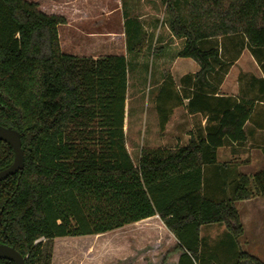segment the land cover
Returning <instances> with one entry per match:
<instances>
[{
    "label": "trees",
    "instance_id": "16d2710c",
    "mask_svg": "<svg viewBox=\"0 0 264 264\" xmlns=\"http://www.w3.org/2000/svg\"><path fill=\"white\" fill-rule=\"evenodd\" d=\"M162 1L170 32L183 39L177 56L191 58L199 70L181 77L180 93L165 75L155 98L159 129L184 99L190 111L215 110L210 119L217 124L171 151L143 148L134 164L124 132L127 58L63 52L64 16L31 0H0V125L20 132L24 155L23 169L0 181V243L13 246L25 264L40 263L43 240L50 242L47 264H78L90 242L78 252L60 243L92 235L112 236L106 249L97 248L101 264H131L136 249L166 238L156 220L143 222L154 215L175 237L156 253L159 263L177 254L176 264H203L199 227L223 222L236 239L243 226L234 202L264 195V171L237 174L223 185L225 199L209 195L206 176L210 166H222L216 149L243 138L249 114L241 102L209 95L217 89L210 77L218 81L228 65L216 39L241 35L245 44L235 45L237 51L246 47L264 70V0ZM123 29L126 52L138 54L142 24L125 14ZM13 158L0 139V170ZM149 251L144 264L153 260ZM0 264L14 262L0 257ZM231 264L264 262L239 251Z\"/></svg>",
    "mask_w": 264,
    "mask_h": 264
},
{
    "label": "crops",
    "instance_id": "0c3cea01",
    "mask_svg": "<svg viewBox=\"0 0 264 264\" xmlns=\"http://www.w3.org/2000/svg\"><path fill=\"white\" fill-rule=\"evenodd\" d=\"M31 1L37 2L38 5L40 4L39 9L45 13L59 14L55 11L51 12L50 9H46L44 5L41 4V0ZM124 1L126 5L128 4L126 7L127 9H125V14H128V7L131 6L130 3L133 0ZM128 1H130V3H128ZM140 2L144 8H147L149 1L140 0ZM137 18L140 19L141 16ZM176 39L181 41L183 45L182 38ZM182 45L178 51L182 48ZM110 54L123 55L127 58L126 52L106 53L104 55ZM184 59H186L184 61L188 64L189 70L178 69L176 72H179L178 74L180 75H178L177 81L173 72L171 75L173 76V80L177 83V90L179 93L182 88L180 85L181 77L185 74H195L199 70V66L194 60L191 58ZM220 59L228 64L227 70L221 73L217 79L218 81L210 77V82L216 84L217 89L214 94L209 93V95H213L214 97H230L236 103L241 102L245 107L249 108L248 118L243 126V138L239 141H232L229 139L223 146L218 147L216 149V159L217 163L222 166H210L206 171L208 179L207 191L209 195L216 199H225L229 189L225 190V186L223 185L235 179L237 174L252 175L258 171H264V88L262 86L264 81V70L262 69L261 63L256 60L246 47L235 55L221 53ZM179 60L180 59H178L177 62H179ZM165 61L166 59L163 53H161L156 61H152L151 87L155 89V91L152 94L150 111L146 115L148 121L145 124H148L149 128L144 133L146 148L150 149H164L167 148L170 142L176 144L178 141H184L179 147L184 146L191 136L202 137L206 134L207 127L217 124V120L210 119V117L216 114L215 110H208L206 112H202L201 110L190 111L187 108V99H184L181 104L172 107L164 129H159L158 115L155 109V98L163 78L165 77L162 75V68L166 65ZM135 67L137 71V64H135ZM129 83L128 67L124 132L125 125L131 122L132 116H134L133 123L130 125L135 127L141 124L142 119L141 106L138 105L134 108L129 106ZM136 85L137 96L141 93V88L138 86L139 81L134 83L135 87ZM128 152L131 156L130 151ZM138 159L139 156L137 161L134 162L132 158L134 164L138 162ZM234 205L239 213L240 221L243 226V233L238 238L234 239L230 236L227 226L223 222L201 225L199 227V237L201 240L199 253L201 254L203 264H215V262L226 263V261L228 264H231L235 261L236 254L239 251L247 252L264 262L263 259L252 254L256 251L259 252L260 249H264V195H250L248 198L235 201ZM153 219L157 221L160 228L166 231V238L156 240L152 245L146 246V249L143 251L138 252L136 249V251L128 257L131 260V264H144L147 258L146 256L148 255L146 252L149 250L153 251V253L150 254V257L153 258L150 264H160L159 260L161 256L158 259L156 253L160 252L162 255L164 248L167 249V246L168 248L171 247V244L166 242L168 238L175 240L174 235L166 230L158 215L147 218L143 220V222ZM254 220L256 228L252 227L254 226ZM177 258V254H173L163 264H176Z\"/></svg>",
    "mask_w": 264,
    "mask_h": 264
},
{
    "label": "rangeland",
    "instance_id": "374dc122",
    "mask_svg": "<svg viewBox=\"0 0 264 264\" xmlns=\"http://www.w3.org/2000/svg\"><path fill=\"white\" fill-rule=\"evenodd\" d=\"M147 1H149L147 8L141 5L140 0H133L131 3L128 1L131 5L128 7V14L136 18L141 16L140 19H137L143 24L142 26L145 32V39L141 51L138 54H130L126 52L125 48L123 23L125 9H127L128 4L126 5L124 0H41V4L46 9H50L51 12L55 11L66 19L64 24L58 25L59 42L63 52L78 56L94 57L106 53L126 52L129 62L130 79L128 103L132 108L140 105L142 110L140 125L137 127L130 125L133 123L134 116L132 114L131 122L125 125L126 147L130 151L134 162L137 161L141 149L146 148L144 133L149 128V125L145 124L148 121L146 115L150 111L152 94L155 91L151 87L152 61H156L161 53H163L166 59V65L162 68V75H172L173 72L176 81L179 77L178 75H180L178 74L179 72H176L178 69L189 70L188 64L184 61L186 59L184 57H177V51L181 47L182 42L176 39L175 36L174 38L169 28H167V13L163 1ZM183 13L185 14L186 10H183ZM216 40L217 43L222 44L220 46L222 54L235 55L239 53L237 51L238 47L235 45L245 44L241 35H229ZM178 59H180L179 62H177ZM135 64H137L138 73ZM136 81H139L138 86L141 88V93L137 96V85L136 87L134 86ZM183 143L184 141H178L176 144L170 142L167 148L164 149L171 151ZM253 225L252 227L256 228L255 220L253 221ZM103 237L96 235H92L91 237H66L74 238L75 243L63 241L60 243V246H68L74 252H78L83 250L87 243L90 242L86 250H84L85 252L81 251V261L78 264H101V260L98 257L100 256V251L97 248L100 245L103 246V250L106 249L103 243L109 242L112 236ZM107 238L109 239L105 241ZM43 241L45 243L42 248L39 264H47L50 250V242ZM56 242L54 241L53 245ZM252 254L264 260V249H260L259 252L256 251ZM113 263L115 264V262L110 260L103 264ZM215 264L219 263L215 262Z\"/></svg>",
    "mask_w": 264,
    "mask_h": 264
},
{
    "label": "water",
    "instance_id": "95a60500",
    "mask_svg": "<svg viewBox=\"0 0 264 264\" xmlns=\"http://www.w3.org/2000/svg\"><path fill=\"white\" fill-rule=\"evenodd\" d=\"M0 139L7 142L13 149L14 158L12 163L0 170V181L9 175L21 171L24 167V155L21 147L20 132L11 127L0 125ZM0 257L12 260L14 264H25V258L11 245L0 243Z\"/></svg>",
    "mask_w": 264,
    "mask_h": 264
}]
</instances>
